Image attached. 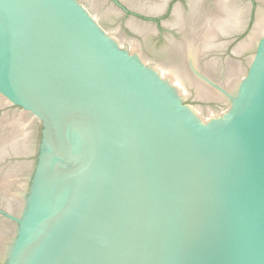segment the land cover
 <instances>
[{"label":"water","instance_id":"water-1","mask_svg":"<svg viewBox=\"0 0 264 264\" xmlns=\"http://www.w3.org/2000/svg\"><path fill=\"white\" fill-rule=\"evenodd\" d=\"M0 264H264V0H0Z\"/></svg>","mask_w":264,"mask_h":264}]
</instances>
